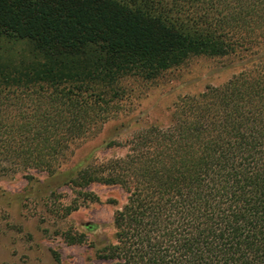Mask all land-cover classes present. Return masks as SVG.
<instances>
[{
	"label": "trees",
	"instance_id": "obj_1",
	"mask_svg": "<svg viewBox=\"0 0 264 264\" xmlns=\"http://www.w3.org/2000/svg\"><path fill=\"white\" fill-rule=\"evenodd\" d=\"M237 53L250 69L181 98L123 157L59 173L120 80ZM20 170L126 192L109 264H264V0H0V174Z\"/></svg>",
	"mask_w": 264,
	"mask_h": 264
},
{
	"label": "rangeland",
	"instance_id": "obj_2",
	"mask_svg": "<svg viewBox=\"0 0 264 264\" xmlns=\"http://www.w3.org/2000/svg\"><path fill=\"white\" fill-rule=\"evenodd\" d=\"M240 56L192 57L154 80H120L116 89L122 100L116 113L97 134L75 144L59 173L123 157L134 135L151 125L169 124L173 105L181 98L221 86L250 69L252 60ZM84 191L98 201H85ZM126 199L117 186L92 184L80 190L35 170L0 174V264H109L97 259V251L114 243L113 217ZM67 207L74 209L69 215ZM66 234L83 235L85 241L68 244Z\"/></svg>",
	"mask_w": 264,
	"mask_h": 264
}]
</instances>
